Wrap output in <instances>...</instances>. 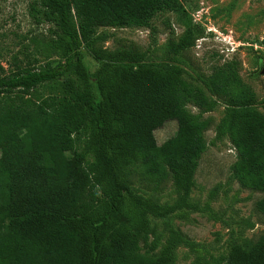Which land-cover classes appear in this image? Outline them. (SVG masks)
<instances>
[{
	"label": "trees",
	"instance_id": "16d2710c",
	"mask_svg": "<svg viewBox=\"0 0 264 264\" xmlns=\"http://www.w3.org/2000/svg\"><path fill=\"white\" fill-rule=\"evenodd\" d=\"M187 1L32 2V18L50 26L55 58L0 77V264H176L179 246L196 245L166 225L161 246L150 218L211 210L216 187L203 206L190 193L206 150L209 121L200 115L219 103L215 140L227 137L236 151L230 178L263 195L255 208L264 214V115L235 64L214 67L200 87L176 60L154 64L133 48L97 47L99 28H148L169 12L183 31L169 32L166 52L178 56L200 36ZM83 50L98 63L92 73ZM168 121L176 132L158 145L154 132ZM137 180L154 189L171 181L174 201L145 197ZM192 264H264V235Z\"/></svg>",
	"mask_w": 264,
	"mask_h": 264
},
{
	"label": "rangeland",
	"instance_id": "374dc122",
	"mask_svg": "<svg viewBox=\"0 0 264 264\" xmlns=\"http://www.w3.org/2000/svg\"><path fill=\"white\" fill-rule=\"evenodd\" d=\"M33 1L0 0V77L19 69L38 67L55 58L48 52L50 26L37 23L30 15ZM185 8L200 36L192 48L176 57L167 54L166 43L170 31L179 36L183 29L169 12L155 16L148 28H99L97 34L105 40L97 47L109 51L133 48L145 53L146 60L154 64L176 60L183 69L184 79L200 87V78L210 75L214 67L234 63L242 81L254 91L256 107L264 115V74H261L264 70V0H188ZM84 62L91 73L98 66L87 52H84ZM48 92L46 88L39 89L42 96ZM186 109L191 114H199L190 104ZM223 115L222 103L212 112L200 115L209 121L204 132L206 150L198 161L190 193V199L203 206L216 187L218 193L210 202L211 210L190 213L185 220L172 216L150 218L161 246L167 236L166 225L196 245L194 250L179 246L175 251L176 264H192L197 254L208 261L220 259L226 256L231 242H255L264 235V214L255 208L263 195L231 180L230 169L236 161V151L227 137L215 140V127ZM176 129V122L168 121L156 130L157 144L171 138ZM137 182L134 186L139 187L145 197L152 196L161 204H171L175 199L171 181L157 189L143 181ZM153 237L151 234L149 242Z\"/></svg>",
	"mask_w": 264,
	"mask_h": 264
},
{
	"label": "water",
	"instance_id": "95a60500",
	"mask_svg": "<svg viewBox=\"0 0 264 264\" xmlns=\"http://www.w3.org/2000/svg\"><path fill=\"white\" fill-rule=\"evenodd\" d=\"M261 74H264V70H262Z\"/></svg>",
	"mask_w": 264,
	"mask_h": 264
}]
</instances>
